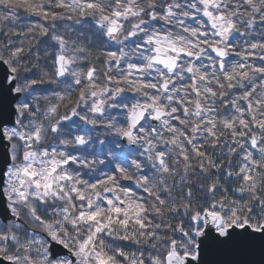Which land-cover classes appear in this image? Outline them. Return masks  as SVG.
<instances>
[{
  "label": "clouds",
  "instance_id": "obj_1",
  "mask_svg": "<svg viewBox=\"0 0 264 264\" xmlns=\"http://www.w3.org/2000/svg\"><path fill=\"white\" fill-rule=\"evenodd\" d=\"M0 264H264V0H0Z\"/></svg>",
  "mask_w": 264,
  "mask_h": 264
},
{
  "label": "water",
  "instance_id": "obj_2",
  "mask_svg": "<svg viewBox=\"0 0 264 264\" xmlns=\"http://www.w3.org/2000/svg\"><path fill=\"white\" fill-rule=\"evenodd\" d=\"M240 229H238V231H239Z\"/></svg>",
  "mask_w": 264,
  "mask_h": 264
}]
</instances>
